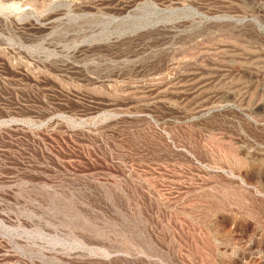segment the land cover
<instances>
[{
	"label": "rangeland",
	"instance_id": "374dc122",
	"mask_svg": "<svg viewBox=\"0 0 264 264\" xmlns=\"http://www.w3.org/2000/svg\"><path fill=\"white\" fill-rule=\"evenodd\" d=\"M0 264H264V0H0Z\"/></svg>",
	"mask_w": 264,
	"mask_h": 264
}]
</instances>
